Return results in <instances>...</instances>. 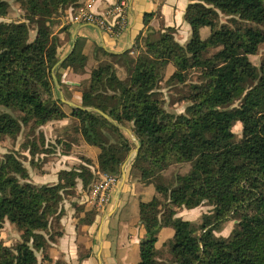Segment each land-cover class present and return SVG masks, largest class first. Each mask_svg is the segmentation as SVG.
Wrapping results in <instances>:
<instances>
[{
	"label": "trees",
	"instance_id": "1",
	"mask_svg": "<svg viewBox=\"0 0 264 264\" xmlns=\"http://www.w3.org/2000/svg\"><path fill=\"white\" fill-rule=\"evenodd\" d=\"M14 1L25 15L0 22V139L16 138L28 127L21 146L27 144L33 162L37 154L47 153L40 148L46 146L41 127L72 115L79 120L73 128L79 139L66 130L67 138L57 140L66 147L61 154L87 143L97 152L98 172L119 177L136 148L119 125L131 124L140 144L132 180L146 181L174 162L194 160L191 171L177 174L170 185L153 182L152 199L139 201L146 237L137 264H264V59L260 66L250 59L264 44V0H190L185 19L191 37L185 44L176 39L175 27L163 32L148 28L132 49L108 54L129 57L128 77L122 79L115 65L100 63L91 71L82 105L102 110L118 125L97 111L66 105L68 113L54 95L52 68L59 44L52 27L65 8L78 9L81 0ZM9 11V0H0V17ZM221 14L230 17L229 23L216 28ZM152 16L145 14V24ZM203 26L212 28L205 39ZM86 64L87 57L75 51L62 66L82 73ZM170 65L175 70L167 75ZM194 71L200 79L189 81ZM163 82L184 85L180 99L189 102L185 112L165 108ZM237 123L241 137L233 131ZM84 161L61 169L55 184H36L17 151L0 156V235L7 221L21 232L14 245L0 238V264H68L53 258L49 248L63 235L64 194L71 196L79 180L86 188L94 179L92 159ZM203 204L212 210L199 226L177 215ZM234 216L240 220L233 234L217 237L214 230ZM54 224L60 229L55 231ZM167 225L175 230L172 261L157 257L156 242Z\"/></svg>",
	"mask_w": 264,
	"mask_h": 264
},
{
	"label": "crops",
	"instance_id": "2",
	"mask_svg": "<svg viewBox=\"0 0 264 264\" xmlns=\"http://www.w3.org/2000/svg\"><path fill=\"white\" fill-rule=\"evenodd\" d=\"M118 0H81L80 6H86L96 13L107 12ZM128 5L127 25L118 35H112L102 30L97 25L89 22H75L73 16L77 7H67L60 17L61 22L53 34L58 37V61L52 68V78H56L59 86L55 87L56 97L61 94L68 101L82 105V94L89 89L91 71L102 61L107 60L108 54H121L133 48L139 36L143 38L148 28L156 32H163L165 28H177L176 39L185 44L191 37V26L185 19L186 8L190 0H126ZM152 13L148 24H145V14ZM142 43V40L141 42ZM75 51L81 52L87 57L85 71L74 72L62 66V63ZM136 54V51L132 52ZM95 58L96 60L91 61ZM117 67V65H116ZM119 70V67H117ZM68 105V104H67ZM69 106V105H68ZM73 117H67L61 121L49 122L50 130H44L47 137L53 136L54 128L57 132L67 127ZM42 126L41 129H45ZM43 131V130H42ZM48 141H50L48 139ZM82 147H89L91 152L96 150L87 143ZM76 145L72 148L70 155L58 153L54 163L59 165L56 173L45 172L38 184H55L58 182V172L61 169H70L78 164L80 159L77 155ZM95 150H93V149ZM76 151V152H74ZM24 155L30 154L29 148L25 149ZM42 155H47L42 153ZM94 157V158H95ZM97 162V158H95ZM71 165V166H70ZM47 169H54L53 164L46 163ZM131 168L121 169V179L113 189L112 201L94 215L91 208L84 200L77 201L79 204H86L77 210L75 206L67 204L63 206L64 214L60 220L63 235L57 243L51 244L49 253L55 259H63L68 264H137L139 260L138 240L143 235L144 228L139 216V201L146 200L144 181L131 179ZM125 174L126 181L120 193L118 189ZM30 176L32 174L30 173ZM49 180H44L45 177ZM146 185V186H145ZM150 192V191H149ZM118 196V201H117ZM154 196V195H153ZM148 201V200H147ZM200 209L199 207L194 210ZM181 210V209H180ZM179 211V210H178ZM178 215V214H177Z\"/></svg>",
	"mask_w": 264,
	"mask_h": 264
},
{
	"label": "rangeland",
	"instance_id": "3",
	"mask_svg": "<svg viewBox=\"0 0 264 264\" xmlns=\"http://www.w3.org/2000/svg\"><path fill=\"white\" fill-rule=\"evenodd\" d=\"M9 2H10V11L7 14V16L0 17V22L1 21L23 20L25 12L20 8L19 4L14 0H9ZM229 18H230L229 16L221 14L219 24L217 23L216 28L219 27L221 25V23H229V20H230ZM60 22H61V18L58 19V23L55 26H53L52 29L56 30L57 26ZM262 28L264 29V26H262ZM211 32H212L211 26H203L200 29L201 37L203 39L209 37ZM32 34L34 35V32H32ZM250 59L256 66L261 65V62L264 59V44H262L260 46L257 54L250 56ZM94 60H96V59L95 58L91 59V61H94ZM128 60H129L128 56H123L122 58L109 57L107 60L102 61V64H109V65H115V66L117 65V67H119L118 73H119L120 77L122 79H126L128 77V72L126 71L125 68L127 67V61ZM174 70H175L174 66L170 65V67L168 68V70L166 72L167 75H170ZM199 79H200V73L198 71H194L193 73H191L189 81H198ZM53 83H54V86L56 87L57 85L55 84L54 80H53ZM162 87H163V97L165 100L164 101L165 108L169 111H174L177 113L185 112V109L188 106L189 102L187 100L180 99L182 96V93H183L182 89L184 88V85H176V86L171 87V86L167 85L166 82H163ZM54 95H55V98H58V97H56L55 88H54ZM66 105H67L66 103L62 102L63 109H65L68 113H70L71 109L69 107H67ZM69 117H73V119L70 121V123L67 127H64L61 131H58L57 138H56L57 132L54 128L51 129V131L53 130V133H54L52 137H48V136L46 137L45 136L46 146L43 147V145H40V148H42V149L47 148V151H46L47 155H42L41 153L37 154L34 157L33 162L31 161L32 157L30 154L24 155L23 152H25L27 144H24L22 146H21V144L23 142H27L26 141L27 140V133L29 130V128L27 127L24 130V132L21 133L16 138L15 137H4L3 139H0V156H2L4 153H6L8 151H17L19 153L21 160L23 161L25 166L29 169V172L32 174V176H30V179L33 178L34 180L38 181L39 178L45 174V172L56 173L60 167H59V165L55 164L54 162L55 161L57 162L58 161L57 159L61 158V156L58 153L59 152L61 153V152L66 150L65 145L61 144L60 142H57V140L58 139H61V140L66 139L68 133H70V135L74 136V138L79 139L76 132L73 130V128L79 124V120L77 117L72 116V115H69ZM48 124H50V123L46 124L45 129H40V130H43V132H44V130L45 131L50 130L49 127L47 126ZM122 126L124 127L123 131L133 141L132 135L130 134V132H132V130L130 129L131 124H127L126 126L122 125ZM66 130H68L70 132L67 133ZM38 131L39 130H37V132ZM233 131L236 132L239 137H241L242 136V125H241V123H237L233 127ZM37 132H36V134H37ZM48 139L50 141H48ZM76 149H77V155L79 156L80 161L78 164H75L74 166H78L79 164H82V163L86 164V162L84 161L85 158H91L93 161V164L91 165V170L94 174V179H93L91 185L87 186L86 188L83 187L81 181L79 180L76 188L72 191V194H70L71 196L64 194V199L62 201V205L65 206L67 204V202L65 201L66 199L70 201L69 202L70 205L71 204L76 205V204H78V202L77 201L72 202L71 200H73V199L77 200V198H78V200L82 201L85 198L86 199L85 202L87 205H89V208H91L90 209L91 212H99L101 209L99 210L97 208V206L94 205L90 201V193H89L90 188H91L90 186H92L95 181L100 179V173L97 170L98 166H96L97 162L95 161V158H97V156L95 157V153L91 152V149L89 147H85V146L82 147L81 145H79V146L77 145ZM135 149H133L130 152V154L128 155V157L126 158L125 162L128 160L129 156L131 155V158L127 161L125 167L127 166V167L131 168L132 160L136 156L134 153ZM74 152H76V151H74ZM125 162L123 163V165L125 164ZM46 163L53 164L55 166L54 169H47L45 167ZM193 165H194V160L182 162V163L174 162L167 169L163 170L159 174L158 177L147 178L146 181H144V184H146L147 186L145 185L146 186L145 187L146 189L144 192L145 196H143V198L146 200L152 199L153 195L155 194V184L153 182L170 185V183L175 179L177 174L188 173L189 171H191ZM139 173H141V171H139ZM139 175H141V174H139ZM48 178H50V177L49 176L45 177L44 180H49ZM120 179H121V176L119 175L117 184L119 183ZM32 182H34V181H32ZM36 184H38V183H36ZM48 184H50V181H48ZM120 192H121V190H120ZM112 197H113V194H112ZM86 204H83V206H86ZM211 210H212L211 205L203 204L200 206V209H198V210H194V208H192V209L183 208V209L178 211V216H181L185 220H190L193 223H195L197 226H199L204 221L205 215L210 213ZM239 220H240V216L229 217L224 223H222L220 226H218L214 230L215 235L217 237L231 236L233 234L234 230L237 228V224H238ZM54 225H55L54 226L55 231H57L58 229L61 228V226L59 228V227H57L56 224H54ZM143 232H144L143 235H139V240L137 242L138 247H139L138 248L139 259H140V253H139L140 243H141V240L144 237H146V231L144 230ZM174 232H175L174 228L172 226H169V225L164 226L161 229V232L159 234V239L156 242L158 259H162L164 261H172L173 254H172L171 243L173 240ZM0 238H2L7 243V245H14L19 240H21V232H19L18 229L13 224H11L10 222L7 221L5 226H4V229L1 232ZM37 255H38L39 261H42V257H41L40 252H38ZM44 264H49V263H44Z\"/></svg>",
	"mask_w": 264,
	"mask_h": 264
},
{
	"label": "built area",
	"instance_id": "4",
	"mask_svg": "<svg viewBox=\"0 0 264 264\" xmlns=\"http://www.w3.org/2000/svg\"><path fill=\"white\" fill-rule=\"evenodd\" d=\"M128 5L126 0H118L105 13H96L86 6H80L73 20L75 22H89L97 25L102 30L112 35H118L127 25ZM118 182V177L113 174L100 173V179L95 181L90 188V201L97 208L104 209L112 201V192Z\"/></svg>",
	"mask_w": 264,
	"mask_h": 264
},
{
	"label": "water",
	"instance_id": "5",
	"mask_svg": "<svg viewBox=\"0 0 264 264\" xmlns=\"http://www.w3.org/2000/svg\"><path fill=\"white\" fill-rule=\"evenodd\" d=\"M53 80H54L55 84H56L57 86H59V84H58V82H57V79H56L55 77L53 78ZM61 101L64 102V103H66V104H68L69 106H71V107H73V108H78V109L86 110V111H97V112H99L101 115H103L105 118H107L108 120H110V121L113 122L114 124L118 125V123H117V122H116V121H115L110 115L106 114L105 112H103V111L100 110V109L93 108V107H86V106H83V105L76 104V103H74V102H72V101H68V100H66V99L64 98V96H63L62 94H61ZM119 127L122 128V129L124 128L122 125H119ZM130 134L132 135L133 141H134L135 144H136V149H135V151H134V153H135V155H136V154L139 152L140 144L138 143L136 136L133 135L132 132H130ZM130 158H131V155L129 156L128 160H129ZM128 160H127V161H128ZM127 161H126L125 164L123 165L124 168H125V165H126ZM125 181H126V178H125V174H124V175H123V178H122V181H121V183H120L119 189H118V193L120 192V190H122ZM116 199H117V201H118V196H117Z\"/></svg>",
	"mask_w": 264,
	"mask_h": 264
}]
</instances>
